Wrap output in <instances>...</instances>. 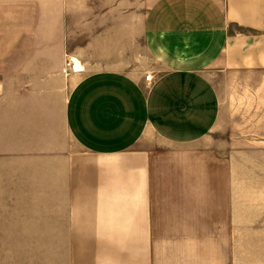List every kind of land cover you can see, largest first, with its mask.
<instances>
[{"label": "crops", "instance_id": "1", "mask_svg": "<svg viewBox=\"0 0 264 264\" xmlns=\"http://www.w3.org/2000/svg\"><path fill=\"white\" fill-rule=\"evenodd\" d=\"M46 40L0 80L46 86L0 97V244L6 198L43 197L53 264H264V207L248 220L231 174L190 157L219 80L264 72V0H46ZM21 158H45L44 189L8 192Z\"/></svg>", "mask_w": 264, "mask_h": 264}, {"label": "rangeland", "instance_id": "2", "mask_svg": "<svg viewBox=\"0 0 264 264\" xmlns=\"http://www.w3.org/2000/svg\"><path fill=\"white\" fill-rule=\"evenodd\" d=\"M46 41V0H0V80H21L5 74L20 68L19 59L25 53L46 48ZM219 81L218 122L202 142V149L190 157L207 158V172L230 173L232 205H245L248 220H256L260 214L254 207H264V72L247 71L241 85L227 87ZM0 97H46V86L0 85ZM164 154L174 156L170 151ZM15 163H7V174H18L20 179L8 181V192L45 188V158H40L39 166H30L28 159L22 158ZM206 169L188 166V172ZM41 174L42 180H30V175ZM6 208L8 236L4 240L7 243L0 244V264H53V255L60 254L61 249L55 247L54 251L47 244L45 198L8 196Z\"/></svg>", "mask_w": 264, "mask_h": 264}, {"label": "built area", "instance_id": "3", "mask_svg": "<svg viewBox=\"0 0 264 264\" xmlns=\"http://www.w3.org/2000/svg\"><path fill=\"white\" fill-rule=\"evenodd\" d=\"M151 78H152V76L150 74L146 75V77H145L146 81H150Z\"/></svg>", "mask_w": 264, "mask_h": 264}]
</instances>
